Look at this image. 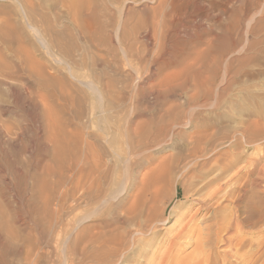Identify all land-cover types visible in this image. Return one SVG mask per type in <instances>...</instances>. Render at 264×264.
I'll return each instance as SVG.
<instances>
[{"label":"rangeland","instance_id":"374dc122","mask_svg":"<svg viewBox=\"0 0 264 264\" xmlns=\"http://www.w3.org/2000/svg\"><path fill=\"white\" fill-rule=\"evenodd\" d=\"M156 6V0H0V241L6 237L12 244L9 249L0 242V260L11 264H94L101 259L114 263L117 258L109 249L110 241L98 247L92 241L86 248L84 231H90L89 237L107 235L115 226L114 214L125 187L135 183L138 188L141 176L175 162L180 149L188 148L182 136L187 132L191 136L190 127L168 125L171 134L167 131L165 138L156 137L151 129L147 141H159L160 146L131 160L128 167L129 137L136 140L134 135L150 120L168 119L164 113L182 100L175 87L184 80L187 87L192 86L193 75L210 68L212 53L206 41L213 31L206 24L182 38L180 48L156 65L149 64L148 57L136 59L135 34L126 41L116 40L115 30L123 29L124 23L130 28ZM234 12L239 15V4L232 0L228 20ZM88 14L94 15L96 35H87ZM237 30L235 38L242 39L243 30ZM128 47L140 70L130 69L125 62L121 49ZM250 56L241 53L235 59ZM239 66L236 61L234 69ZM237 81L229 79L233 83L227 93L229 102L220 110L223 126L230 128L242 120L246 91L253 94L258 89L253 83L252 88H243ZM263 85L259 86L264 93ZM260 96L264 107V94ZM241 151L246 158L257 156L252 149ZM215 157L201 163L206 162V169L215 167L211 162ZM231 171L227 179L237 168ZM88 173L93 197L86 202ZM184 181L186 189L194 191L188 189L193 188L190 181ZM246 192L248 198L251 192ZM221 207L233 225V205L223 202ZM238 216L244 222L243 213ZM174 220L159 227L160 235L174 232L170 231ZM256 222L231 231L235 239L243 240L244 251L257 245L264 250V217ZM164 247H146L121 264H155ZM215 247V252L224 250L220 242ZM194 249L195 244L181 247L174 263L187 262L190 256L197 259Z\"/></svg>","mask_w":264,"mask_h":264},{"label":"bare ground","instance_id":"6f19581e","mask_svg":"<svg viewBox=\"0 0 264 264\" xmlns=\"http://www.w3.org/2000/svg\"><path fill=\"white\" fill-rule=\"evenodd\" d=\"M156 1L157 6L150 14L138 18L130 28L124 23L123 29L118 30L119 32L115 30L116 40L126 41L130 34H135L136 59L143 60L148 57V63L156 65L175 49L180 48L182 38L191 37L193 31L200 30L206 24L213 31L211 39L206 41L212 53L210 68L193 75L192 86L187 87V80H184L175 87L182 100L176 108L170 107L164 113L168 119L150 120L134 135L137 136L136 140L129 137L128 161H133L152 148L160 146L159 141L149 143L147 136L150 135L151 129L156 133V137L166 136L168 125L173 127L172 129L175 126L191 128V136L188 132L182 136L188 140H186L188 148L180 149V156L175 162L161 164L151 174L141 176L138 188L134 186L135 183L125 187V196L118 203L114 214V228L104 236L97 233L89 237L90 231H84L86 248L92 241L97 247L104 245L106 240L107 243L110 241L109 249L117 260L113 263L101 259V262L94 264L125 263L131 255L141 253L146 247L154 245L156 248L165 245L155 264H176L174 260L179 249L189 247L191 244H195L194 254H198V257L193 259L190 256V259L188 256L193 261L188 259L189 261L186 260L187 262L184 261L182 264H262L264 259L262 246L257 245L244 251L243 240L238 241L235 239L237 237L230 234L234 228L236 232L240 231L243 226L250 225L249 222L252 220L260 222L264 217L262 162L264 146L261 145L264 140V107L263 103L258 101V96L264 94L262 87L259 86L264 83V38L260 37L261 33L264 34V0H234L239 4V15L234 12L230 20L226 15L232 0ZM85 21L87 35H96L99 29L96 30L94 27V15L88 14ZM237 29L243 30L242 39L235 38L234 33L238 31ZM131 49V47L121 49L125 62L130 65V69H133L131 66H135V70H140V65L130 56ZM241 53H251L252 56L235 59V56ZM236 61L240 66L234 69ZM237 78V84H243V88H252L255 84L253 87L258 89L252 90L253 94L246 91L244 97L247 104L242 110V120L230 128L223 126L225 118L220 116L222 114L220 110L229 102L227 93L233 84L229 83V79ZM224 132L229 133V136ZM223 145L224 149L220 148ZM243 148L252 149L257 156L246 158L241 151ZM213 156L216 157L211 162L216 166L206 169V162L201 161ZM132 161L130 165L127 164L129 169ZM234 168H237V171L227 179L228 173L233 172L231 170ZM197 169L199 170L196 171ZM214 172L216 173L212 175ZM89 177L88 173L87 182L90 180ZM184 180L190 181L189 184L191 183L193 188L188 184L190 186L188 189L194 191L189 192L186 189L188 182ZM100 189V186L96 187V191ZM246 190L251 192L248 198L245 196V193H248ZM92 197L90 181L86 185V202ZM223 202L233 205L235 215L233 225L224 211L226 207L223 206L224 209L221 207ZM195 206L196 208L189 213ZM241 212L244 215V222L239 220L241 216L238 214ZM187 213L189 214L186 215ZM186 216L187 220L182 222ZM169 219H175L170 227V231L174 232L160 235L159 227ZM251 226L254 228L255 225ZM0 229L2 230L1 225ZM237 241V244L232 243ZM0 242L9 249L12 245L10 239L6 237ZM217 242L224 248L219 253L214 251ZM0 264L11 263L1 259Z\"/></svg>","mask_w":264,"mask_h":264}]
</instances>
